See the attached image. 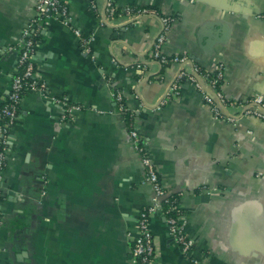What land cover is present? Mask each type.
I'll return each instance as SVG.
<instances>
[{
  "label": "crops",
  "instance_id": "obj_1",
  "mask_svg": "<svg viewBox=\"0 0 264 264\" xmlns=\"http://www.w3.org/2000/svg\"><path fill=\"white\" fill-rule=\"evenodd\" d=\"M68 21L38 26L34 58L47 95L28 91L11 127L0 206V264H134L130 234L153 189L114 97L121 92L167 193L178 194L199 264H264V120H217L189 79L164 104L181 70L225 65L229 99L264 96V0H113L152 8L107 20L106 0H62ZM37 0H0V106L18 69V44ZM161 16L174 21L152 45ZM79 30L89 38L83 51ZM82 106L62 122L53 97ZM155 264H191L151 216Z\"/></svg>",
  "mask_w": 264,
  "mask_h": 264
},
{
  "label": "built area",
  "instance_id": "obj_2",
  "mask_svg": "<svg viewBox=\"0 0 264 264\" xmlns=\"http://www.w3.org/2000/svg\"><path fill=\"white\" fill-rule=\"evenodd\" d=\"M105 12L107 20H113L118 17L125 18L127 21L138 19L149 14L158 12L152 8H140L134 6L118 7L113 0L105 1ZM50 16L60 18L63 22L68 21L67 9L62 0H37L35 5V15L28 21L23 29L18 44L14 47L19 52L18 69L12 77L11 88L8 97L0 107V203L4 189V171L7 166V156L11 142V127L18 119V110L21 104V96L25 88L28 91L40 92L47 95V84L40 78L37 70L34 53L37 42L35 36L38 34V26ZM162 31L153 42L152 50L154 58L161 64L182 63L188 57L185 55L168 56L162 53V47L167 40V35L173 25L174 19L171 16H161ZM81 38L83 51L91 53L89 38L83 37L79 30L75 31ZM22 67V71H19ZM225 65L221 62L215 63L211 68L203 70L194 65L191 71L181 70L177 74L176 80L171 84L165 98L161 100L160 105L167 102L174 95L179 94V83L183 79L192 81L201 92L204 104L210 109L211 116L217 120H224L236 124L244 117H257L264 120V96L256 94L245 100H235L227 98L222 90L218 88L219 83L224 80ZM214 73L210 77L209 74ZM118 110L124 114L130 111L131 116L135 112L130 110L125 104L121 92L114 95ZM59 104L63 111L62 122L69 123L75 118V111L81 110L80 104L71 102L67 96H58L52 98ZM124 116V115H123ZM130 136L133 141L134 149L140 154L141 162L145 169L146 181L153 189V197L147 206H145L139 215L137 230L135 234H130V252L134 264H155L157 258L155 236L151 227V216L161 212L166 217L168 232L173 241L179 246L181 251L189 258L191 264H199V260L192 255L194 240L186 233V217L179 203L171 204L164 208L163 200L167 199L169 194L164 188L155 163L145 147L142 136L136 125L129 127ZM173 212V214H169ZM4 224V212L0 206V228Z\"/></svg>",
  "mask_w": 264,
  "mask_h": 264
},
{
  "label": "trees",
  "instance_id": "obj_3",
  "mask_svg": "<svg viewBox=\"0 0 264 264\" xmlns=\"http://www.w3.org/2000/svg\"><path fill=\"white\" fill-rule=\"evenodd\" d=\"M116 4V3H115ZM144 8H146V7H144ZM35 40H36V42H38V40H39V36H38V34L35 36ZM203 69V68H202ZM203 70H205V69H203ZM19 71L21 72L22 71V67H19ZM209 76L210 77H212V76H214V73H210L209 74ZM224 81V80H223ZM223 81L221 82V83H219V85H218V88L221 90V87H222V84H223ZM27 92H28V89L27 88H25V90H23V93H22V96H21V99H23L24 98V96L27 94ZM22 101V100H21ZM2 106V105H1ZM0 106V107H1ZM18 115H19V110H18ZM124 120H125V122L127 123V126H128V128L129 127H131V126H133L134 124H135V115L133 116H131V113H130V111H125L124 112ZM8 148H10V147H8ZM179 195L178 194H170L169 196H168V198L167 199H164L163 200V205H164V208H168L169 206H171V204H176V203H179ZM183 210V209H182ZM184 212V211H183ZM169 214H173V212H170Z\"/></svg>",
  "mask_w": 264,
  "mask_h": 264
},
{
  "label": "water",
  "instance_id": "obj_4",
  "mask_svg": "<svg viewBox=\"0 0 264 264\" xmlns=\"http://www.w3.org/2000/svg\"><path fill=\"white\" fill-rule=\"evenodd\" d=\"M5 183V182H4Z\"/></svg>",
  "mask_w": 264,
  "mask_h": 264
}]
</instances>
